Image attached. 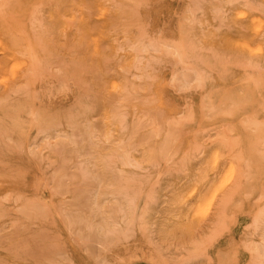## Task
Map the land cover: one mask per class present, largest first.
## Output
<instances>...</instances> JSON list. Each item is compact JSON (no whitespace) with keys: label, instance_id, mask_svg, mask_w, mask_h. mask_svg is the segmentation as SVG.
Masks as SVG:
<instances>
[{"label":"rangeland","instance_id":"obj_1","mask_svg":"<svg viewBox=\"0 0 264 264\" xmlns=\"http://www.w3.org/2000/svg\"><path fill=\"white\" fill-rule=\"evenodd\" d=\"M0 264H264V0H0Z\"/></svg>","mask_w":264,"mask_h":264}]
</instances>
